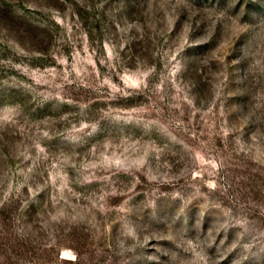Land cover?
Listing matches in <instances>:
<instances>
[{
    "label": "rangeland",
    "instance_id": "rangeland-1",
    "mask_svg": "<svg viewBox=\"0 0 264 264\" xmlns=\"http://www.w3.org/2000/svg\"><path fill=\"white\" fill-rule=\"evenodd\" d=\"M0 264H264V0H0Z\"/></svg>",
    "mask_w": 264,
    "mask_h": 264
}]
</instances>
